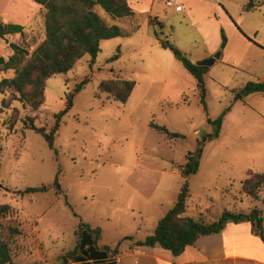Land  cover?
I'll list each match as a JSON object with an SVG mask.
<instances>
[{"label":"rangeland","instance_id":"1","mask_svg":"<svg viewBox=\"0 0 264 264\" xmlns=\"http://www.w3.org/2000/svg\"><path fill=\"white\" fill-rule=\"evenodd\" d=\"M168 1L177 0L156 2L159 21L148 16L117 20L96 7L128 35L103 40L95 62L85 55L69 72L49 78L39 109H24L12 99L10 88L0 92V204L11 206L7 215H0V231L14 262L66 264L63 257L76 248L83 220L102 229L101 247L133 237L122 241L119 264H166L174 257L171 251L133 244L152 234L175 206L188 154L216 134L215 120L224 112L220 133L205 142L199 171L189 179L187 214L213 222L226 210L250 212L258 207L264 217V188L257 201L241 192L249 170L264 173V93L245 89L249 82L264 79V6L245 11L242 0H222L230 18L215 15L212 8L190 11V0H178L181 9ZM44 16L35 35L0 39V59H9L12 43L31 54L44 37ZM163 41L195 63L206 50L220 48L214 55L220 57L205 76L207 111L195 77ZM115 55L119 57L112 59ZM117 75L137 83L126 103L99 89L102 80ZM14 76L13 69L0 70V82ZM15 109L20 118L14 131ZM65 109L55 149L42 134L25 128L24 119L34 117L35 125L49 131ZM152 122L182 137L170 139ZM60 169L63 192L58 195L54 181ZM43 185L49 190L24 196L17 192ZM11 228L20 233L12 234Z\"/></svg>","mask_w":264,"mask_h":264},{"label":"trees","instance_id":"2","mask_svg":"<svg viewBox=\"0 0 264 264\" xmlns=\"http://www.w3.org/2000/svg\"><path fill=\"white\" fill-rule=\"evenodd\" d=\"M44 7V29L45 34L41 42L30 54L25 47L12 43V55L8 60L0 59V70L6 71L13 69L15 76L13 78H4L0 82V92L10 88L13 93V100L23 104V108L31 107L33 110L45 102L46 82L49 78L57 74L67 73L85 55L92 57L91 62H95L96 57L101 51V42L103 40L127 36L121 27L110 23L109 19L96 11V7H101L104 12L113 19L132 18L135 13L128 0H34ZM264 6V0H248L244 7L245 11H255ZM140 27L136 26L135 30ZM242 32L241 28L238 27ZM134 30V31H135ZM24 35V26L14 23H7L0 17V39L8 35ZM165 48H170L175 57L182 62L185 68L195 77L198 90L201 96V102L204 110L207 111L206 103V82L205 76L209 72L207 66H199L193 62L184 52L175 45L163 41ZM227 45V37L222 29V48ZM115 55L112 59L118 58ZM87 83L83 81L79 88ZM136 81L124 78L120 75L104 79L99 85L103 93H107L110 98L122 103H126L136 87ZM245 89L251 92H264V82H249ZM238 94L235 99L240 98ZM2 104L7 106L8 100H2ZM72 104V98H68V105ZM63 110L56 115V124L51 130L35 125L34 117L24 119L26 129H33L40 133L47 140L50 148L55 149L54 142L56 134L60 128V122L66 113ZM16 114L12 115L11 128L15 131V126L20 118V112L15 109ZM225 112L215 120L217 124L216 134H210L202 141H199V148L196 152H190L187 156L186 165L182 171L184 179L181 192L178 196L175 206L162 217L155 231L145 239L136 240L134 246L137 247H155L159 246L169 250L174 256L181 255L189 246L195 245L202 236L220 233L226 223L232 221L250 222L253 232L260 236L264 241V217L258 207L251 208L250 212H233L226 210L219 220L207 222L203 218H196L187 214L191 189L189 179L196 174L200 168V160L203 153V145L206 141L218 135L221 130V124ZM152 127L168 138H180L182 134L170 131L166 126L151 123ZM2 148L0 146V170H1ZM61 169L58 171L54 186L57 188L58 195L62 194V186L59 181ZM264 188V173L248 171L247 177L241 181V192L257 201ZM48 185L40 187H28L18 190L22 196L35 193L46 192ZM68 205H70L68 203ZM72 208V206L70 205ZM11 210L9 204H0V215H7ZM12 234H19L18 229H10ZM78 243L73 251L65 255L66 264H118L120 256L119 247L123 240L133 239L132 236L125 237L115 246L99 245L102 237V229L93 227L88 222L80 220L77 229ZM0 264H19L13 261L11 247L0 231Z\"/></svg>","mask_w":264,"mask_h":264},{"label":"crops","instance_id":"3","mask_svg":"<svg viewBox=\"0 0 264 264\" xmlns=\"http://www.w3.org/2000/svg\"><path fill=\"white\" fill-rule=\"evenodd\" d=\"M128 1L136 17L148 16L149 21L151 19L159 21V12H154L157 0ZM190 1V11H193L195 7L212 8L215 15L222 14L224 17L226 15L232 17L222 0ZM247 2L248 0H242V5L245 7ZM43 9L44 7L34 0H0V17L7 23L24 26L26 34L35 35L37 28H41ZM118 20H130V18H120ZM40 31L43 32V30ZM247 34L250 35L249 32ZM219 50L220 48L217 47L210 48L199 55L195 61L213 58ZM261 82H264V79ZM165 263L264 264V241L253 232L250 222L235 223L230 221L226 223L220 233L202 236L195 245L189 246L181 255L165 260Z\"/></svg>","mask_w":264,"mask_h":264},{"label":"water","instance_id":"4","mask_svg":"<svg viewBox=\"0 0 264 264\" xmlns=\"http://www.w3.org/2000/svg\"><path fill=\"white\" fill-rule=\"evenodd\" d=\"M220 57V53L216 54V56H214L213 58L210 59H202V60H198L196 62L197 65L199 66H207L210 67L211 65L214 64L215 59Z\"/></svg>","mask_w":264,"mask_h":264},{"label":"built area","instance_id":"5","mask_svg":"<svg viewBox=\"0 0 264 264\" xmlns=\"http://www.w3.org/2000/svg\"><path fill=\"white\" fill-rule=\"evenodd\" d=\"M168 5L169 6H175V7H178V2L177 1H174V2H172V1H168ZM179 9H181V7H178Z\"/></svg>","mask_w":264,"mask_h":264}]
</instances>
